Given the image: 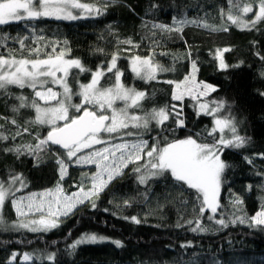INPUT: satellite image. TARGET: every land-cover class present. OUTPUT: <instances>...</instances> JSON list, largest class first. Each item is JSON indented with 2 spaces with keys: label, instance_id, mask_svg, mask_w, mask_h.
Listing matches in <instances>:
<instances>
[{
  "label": "trees",
  "instance_id": "trees-1",
  "mask_svg": "<svg viewBox=\"0 0 264 264\" xmlns=\"http://www.w3.org/2000/svg\"><path fill=\"white\" fill-rule=\"evenodd\" d=\"M74 1L91 12L0 24V60L74 63L67 78L74 102L97 74L103 89L120 76L142 94L133 115L167 117L130 130L148 142L142 160L54 230L17 229L13 197L6 199L0 264H264V0ZM135 59L150 61L155 75L137 77ZM188 85L194 90L181 94ZM34 94L0 87V185L19 184L24 195L60 184L89 190L85 170L71 167L61 181V163L72 161L48 142L85 113L50 131L38 121ZM199 101L215 114H199ZM216 119L234 132H217ZM188 140L217 150L225 165L213 218L202 194L162 165L165 148Z\"/></svg>",
  "mask_w": 264,
  "mask_h": 264
},
{
  "label": "rangeland",
  "instance_id": "rangeland-1",
  "mask_svg": "<svg viewBox=\"0 0 264 264\" xmlns=\"http://www.w3.org/2000/svg\"><path fill=\"white\" fill-rule=\"evenodd\" d=\"M76 12L85 16L91 11L74 0H20L0 5V24L36 17L74 19ZM263 12L260 10L259 15ZM221 56L220 54V59ZM74 67L77 65L62 59L43 62L0 60V87H32L39 101L35 108L38 121L50 131L67 124L72 119V114L94 112L107 121L104 133L89 138V147H76L66 152L72 165L61 163V181L67 178L71 167L88 171L91 177L89 190L76 186L74 189H65L60 184L54 190L24 195L19 194L22 189L19 184L9 187L0 185V224L4 202L13 197V209L18 219L15 226L17 229L29 232L54 230L61 219L99 195L130 164L142 160L148 142L142 141L130 130L147 128L152 122L161 125L166 120V111L148 117L133 115L131 109L140 101L142 94L125 88L120 76L114 86L103 89L100 87L103 74H97L90 84L80 88L79 101L74 102V96L67 85V78ZM132 70L137 77L147 80L156 73V68L150 61L141 59L132 61ZM192 90L194 88L190 85L188 89L184 86L181 94L187 95ZM197 92L194 93L196 97ZM197 111L199 114L212 115L216 112L203 101L198 102ZM215 130L221 133L234 132V128L219 119L215 120ZM228 141H232V138ZM160 157L165 169H169L177 179L202 194L206 211L212 218L215 217L225 169L221 154L188 140L165 148ZM84 241L87 240L81 239L79 244ZM21 260L27 262L31 258L24 255Z\"/></svg>",
  "mask_w": 264,
  "mask_h": 264
},
{
  "label": "water",
  "instance_id": "water-1",
  "mask_svg": "<svg viewBox=\"0 0 264 264\" xmlns=\"http://www.w3.org/2000/svg\"><path fill=\"white\" fill-rule=\"evenodd\" d=\"M107 121L99 118L95 114L86 113L78 119L52 131L48 136L50 145L63 151L79 145L80 148H87L89 143L85 140L90 135H101L106 129Z\"/></svg>",
  "mask_w": 264,
  "mask_h": 264
},
{
  "label": "flooded vegetation",
  "instance_id": "flooded-vegetation-1",
  "mask_svg": "<svg viewBox=\"0 0 264 264\" xmlns=\"http://www.w3.org/2000/svg\"><path fill=\"white\" fill-rule=\"evenodd\" d=\"M91 136H94V135H90L85 141L87 142ZM76 147H79V148H80L79 145H77V146H75V147H73V148H76ZM88 147H89V146H88ZM73 148H71V149H73ZM81 149H83V148H81Z\"/></svg>",
  "mask_w": 264,
  "mask_h": 264
}]
</instances>
